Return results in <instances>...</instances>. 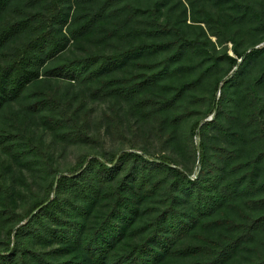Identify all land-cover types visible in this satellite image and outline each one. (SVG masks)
I'll return each instance as SVG.
<instances>
[{
    "label": "rangeland",
    "instance_id": "1",
    "mask_svg": "<svg viewBox=\"0 0 264 264\" xmlns=\"http://www.w3.org/2000/svg\"><path fill=\"white\" fill-rule=\"evenodd\" d=\"M13 2L21 3L25 10L51 11V7L42 8V1L31 5L25 0ZM71 2L72 15L78 6ZM103 2L84 0L79 10L92 8L91 11H95ZM245 6L248 8L244 10ZM20 14L9 6L0 19L11 20ZM67 29L68 26L63 27V31ZM183 39L197 42L184 43ZM262 39L264 0L244 3L236 0H111L95 14L86 31L76 37L69 35L64 49L45 65L62 64L89 52L110 54L140 42H174L129 53L108 64L98 77L88 82L41 76L27 84L19 97L2 103L0 250L10 240L14 241L9 230L24 222L20 216L33 202L46 197L56 173L67 172L82 154L109 157L112 153L136 151L154 158L166 155L178 169L190 174L197 173L199 152L195 145L200 139L211 162H220L219 157L229 159L228 162L223 160L224 167H233L255 156L264 140L263 133L260 138L253 134L255 128L264 124V49L245 61L238 58L239 68H230L229 57H237L236 52L247 53ZM5 58L0 53V60ZM99 77L112 79L120 86L136 84V93L123 95L114 90H104L97 95L90 93L88 88L96 87ZM230 77L220 107L209 111L213 95L218 98L220 80ZM41 92L50 93L65 103L62 106L49 104L28 116L24 106L39 100ZM61 107L75 115V126L57 128L50 123L49 117L59 116ZM204 120L213 123L205 127L201 138L192 135L194 122ZM23 127L32 130L30 142L21 136ZM76 127L86 135L76 132ZM222 149L227 152L221 153ZM129 165L127 162L122 171L113 172L109 181L120 180ZM261 165L263 173L264 162ZM161 168L160 175H163L165 169ZM235 169L226 177L238 174ZM261 196L264 191L253 188L247 197H237L231 205L221 209H228L239 219L242 213L256 217L264 214V202L250 203L249 200ZM158 198L149 197L140 203L142 214L133 226L144 222L147 215L143 213L153 207ZM106 204V199H99L90 205L86 221L89 229L95 226ZM131 240V235L122 238L114 252L124 250ZM17 241L12 254L17 259L23 257L27 264H40L33 253L35 250L55 260L67 259L74 250L67 241L56 242L50 237L41 240L31 236L29 231L20 234ZM242 247L230 264H247L257 253L264 254V228L257 230L253 239Z\"/></svg>",
    "mask_w": 264,
    "mask_h": 264
},
{
    "label": "trees",
    "instance_id": "2",
    "mask_svg": "<svg viewBox=\"0 0 264 264\" xmlns=\"http://www.w3.org/2000/svg\"><path fill=\"white\" fill-rule=\"evenodd\" d=\"M13 1L0 0V16L9 6L21 12L11 20L0 19V53L6 56L0 60V107L8 99L19 97L27 84L41 76L88 82L98 77L108 64L121 60L129 53L174 42H140L118 52H89L62 64L46 66L47 60L64 49L69 35L76 37L86 31L95 14L111 0H104L95 11H91L92 8L89 11L79 10L84 0H73L78 8H74L72 15L71 0H25L29 5L42 1V8L51 7L47 13L25 10L21 3ZM236 1L244 3L251 0ZM247 8L245 6L244 10ZM65 26H68L66 32L63 31ZM183 42L197 41L183 39ZM255 45L247 53L236 52L237 57H229L230 68L241 67L238 58L245 61L263 50L264 39ZM220 82L218 98L213 95L209 111L220 107L231 77ZM88 89L96 95L104 90L126 95L135 94L137 86H120L112 79L99 77L97 86ZM64 103L50 93L41 92L40 99L26 104L24 109L30 116L49 104L62 106ZM49 121L60 128L75 126L77 120L74 114L61 107V114L50 116ZM212 123V120L194 122L191 134L201 138L202 131ZM196 128H199L197 133L194 131ZM20 131L22 138L30 142L32 130L23 127ZM75 131L86 135L78 127ZM262 133L264 124L253 131L258 138L263 137ZM195 147L199 152L196 174L178 169L173 159L166 155L154 158L136 151H121L109 157L80 155L77 163L67 172L56 173L55 179L48 185L46 197L33 202L20 216L24 222L9 230L14 241L10 240L0 250V263L27 264L23 257L17 259L12 251L18 245L19 235L29 231L34 238L45 240L50 237L56 242L67 241L73 245L72 256L65 260H55L44 256L45 252L35 250L33 253L40 264H230L243 244L251 241L257 230L264 228V214L255 217L242 213L239 219L228 209L221 208L231 205L230 202L237 197H247L253 188L264 191L261 165L264 162V140L255 156L230 168L222 163L225 159L228 162V158L219 157L220 162H211L201 139ZM226 152L221 151L223 154ZM127 162L130 165L124 176L120 180L109 181L112 173L122 171ZM161 167L165 169L163 175H160ZM233 168L238 174L226 177ZM154 196L159 198L153 207L143 213L147 215L144 222L133 226L142 214L140 203ZM99 199L107 200L106 208L95 226L89 229L86 222L89 207ZM249 202H264V196ZM72 212L76 214L72 215ZM128 235L132 237L131 242L124 250L114 252L116 245ZM255 257L247 264H264L263 253L259 252Z\"/></svg>",
    "mask_w": 264,
    "mask_h": 264
}]
</instances>
